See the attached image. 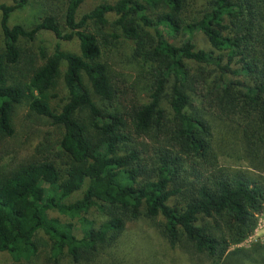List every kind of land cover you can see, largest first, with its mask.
<instances>
[{
  "label": "trees",
  "instance_id": "1",
  "mask_svg": "<svg viewBox=\"0 0 264 264\" xmlns=\"http://www.w3.org/2000/svg\"><path fill=\"white\" fill-rule=\"evenodd\" d=\"M85 1L65 0L31 28L9 25L26 0L0 4V137L14 135L24 104L53 129L0 168V252L37 264L43 231L56 263L89 264L129 221L161 217L171 246L211 264L264 261L263 243L239 246L264 211V0H115L80 14ZM43 30L80 51L22 45ZM112 51L130 72L112 68Z\"/></svg>",
  "mask_w": 264,
  "mask_h": 264
},
{
  "label": "rangeland",
  "instance_id": "2",
  "mask_svg": "<svg viewBox=\"0 0 264 264\" xmlns=\"http://www.w3.org/2000/svg\"><path fill=\"white\" fill-rule=\"evenodd\" d=\"M102 1L114 2L115 0H86L80 8V14L90 11ZM64 2L65 0H26L22 6L17 7L10 13L9 25L22 24L27 28H31L44 14L52 12L62 13ZM2 3L14 4L16 2L15 0H0V4ZM1 17L2 12L0 11V49L4 45ZM189 37L191 35H186L184 40ZM192 39L200 48L209 46L208 40L199 31L193 34ZM179 40L181 38L176 39V41ZM57 43H60L61 48L64 50L76 53L80 51L79 41L77 39L74 38L70 41L59 40L49 30L41 31L36 40H22V45L27 46L36 54L40 51V45L45 47L48 54L53 53ZM106 57L115 71L130 72V65L125 62L127 58L122 53L112 51L107 53L105 59ZM63 84V79H60L59 96L54 100L55 104L66 95ZM14 128L15 133L13 136L0 137V168L3 170H9V168L15 167L30 158L34 153L36 145L43 139L44 132L53 130L44 121L40 120L39 117L30 113L29 107L26 104L17 107L14 116ZM222 163L242 167H246L247 165L242 160L238 161L236 157H223ZM81 194L82 192L78 191L67 200L72 201L81 196ZM50 215L60 216L59 213L52 210L50 211ZM92 216L93 214L91 213L89 217ZM161 219V217L155 220L141 218L135 221H129L125 232L118 241L113 243L109 248L102 250L98 254V257L94 258L89 264H211L205 261L193 249L181 245H177L176 247L171 246L161 233L158 225ZM262 219L264 220V216H262ZM78 226L79 224L77 222L76 229H78ZM38 236L41 245L40 252L36 258L37 264H75L70 257H62L56 263L51 257L48 236L43 231H40ZM259 242L264 244L263 224L251 236L239 244V246L251 249L254 244H258ZM261 254L263 255L264 252L262 251ZM226 261L227 264H242V261H246L243 264H264V261H248V259H244L243 255L238 256L235 253L230 255ZM0 264H12V260L7 254L0 252ZM85 264H87V261H85Z\"/></svg>",
  "mask_w": 264,
  "mask_h": 264
},
{
  "label": "built area",
  "instance_id": "3",
  "mask_svg": "<svg viewBox=\"0 0 264 264\" xmlns=\"http://www.w3.org/2000/svg\"><path fill=\"white\" fill-rule=\"evenodd\" d=\"M262 216H264V211L262 212V213H260V214H258V224H257V228H256V230H258V228H259V226L261 225V224H263L264 225V220L262 219ZM255 230V231H256ZM254 231V232H255ZM245 241V240H244Z\"/></svg>",
  "mask_w": 264,
  "mask_h": 264
}]
</instances>
